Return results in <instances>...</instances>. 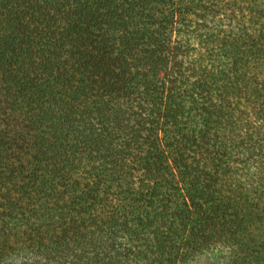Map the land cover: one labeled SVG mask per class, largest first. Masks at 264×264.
<instances>
[{
  "label": "trees",
  "instance_id": "trees-1",
  "mask_svg": "<svg viewBox=\"0 0 264 264\" xmlns=\"http://www.w3.org/2000/svg\"><path fill=\"white\" fill-rule=\"evenodd\" d=\"M264 264V0H0V264Z\"/></svg>",
  "mask_w": 264,
  "mask_h": 264
},
{
  "label": "rangeland",
  "instance_id": "rangeland-1",
  "mask_svg": "<svg viewBox=\"0 0 264 264\" xmlns=\"http://www.w3.org/2000/svg\"><path fill=\"white\" fill-rule=\"evenodd\" d=\"M211 263L208 259L201 260L200 264H209Z\"/></svg>",
  "mask_w": 264,
  "mask_h": 264
}]
</instances>
